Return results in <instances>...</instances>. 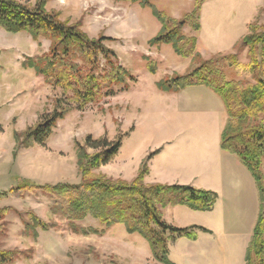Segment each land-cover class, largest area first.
I'll use <instances>...</instances> for the list:
<instances>
[{
	"label": "rangeland",
	"instance_id": "1",
	"mask_svg": "<svg viewBox=\"0 0 264 264\" xmlns=\"http://www.w3.org/2000/svg\"><path fill=\"white\" fill-rule=\"evenodd\" d=\"M193 8L194 0H152L149 8L113 0H49L48 10L60 12L63 20L82 23L90 38L114 39L106 45L116 52L121 65L137 82L129 91L106 98L98 105L71 111L57 124L45 147L28 150L17 148L16 133L53 111L56 100L64 98L63 92L48 86L43 77L23 66L26 58L47 53L50 42L37 43L28 33L12 34L0 28V194L5 195L0 197V210L12 209L0 220V249L24 251L26 256L16 264H160L148 242L138 234H129L124 225L106 227L89 217L77 225L99 233L78 235L72 232L68 220L55 214V203L50 198L41 193L23 195L11 189L23 179L40 186L80 184L76 143L84 144L89 136L116 141L132 128L130 136L123 138L115 160L99 173L132 181L143 162L165 148L166 159L160 153L152 158L154 169L147 182L157 180L159 184L174 185L182 181L179 175L187 177L186 170L178 173L167 165L172 161L175 166L193 162L197 165V157L214 149L227 112L220 97L206 87H191L179 94L160 92V81L174 74H186L192 63L178 56L170 45L151 47L149 42L162 29L154 11L178 19ZM200 15L197 51L203 58L233 53L247 64V51L235 47L248 33L249 22L264 24V0H209L203 4ZM185 33L193 34L189 28ZM145 57L157 64V73L148 70ZM242 79L252 82L249 77ZM220 137L221 134L219 140ZM171 143L174 147L167 145ZM231 157L237 161L236 168L231 169L233 173L224 163V177L197 183L198 187L215 188L220 196L218 211L208 220L197 221L211 233L198 232L199 242L184 238L178 245L171 244L169 258L173 263L245 264L260 212L261 194L250 172L236 156ZM192 170L189 167L187 171ZM28 211L54 227L47 232L40 230L36 240L26 238L22 215ZM165 220L170 223L178 219L170 213Z\"/></svg>",
	"mask_w": 264,
	"mask_h": 264
},
{
	"label": "trees",
	"instance_id": "2",
	"mask_svg": "<svg viewBox=\"0 0 264 264\" xmlns=\"http://www.w3.org/2000/svg\"><path fill=\"white\" fill-rule=\"evenodd\" d=\"M113 1L152 7V0ZM207 1L194 0L193 10L178 19L154 11L162 29L149 45H170L178 56L190 59L192 63L186 74H174L160 81L157 87L160 92L169 94H179L191 87H206L222 100L227 121L221 133V150L240 160L261 194L260 212L246 251L245 264H264V24H249L248 33L235 47L240 46L247 51V64L233 53L205 59L197 51L196 33L201 30V8ZM48 3L49 0H36L34 3L0 0L2 30L12 34L28 33L37 43L41 40L50 42L47 53L26 58L23 66L43 77L48 86L61 90L64 97L56 100L53 111L44 113L33 126L16 133L17 148L23 150L45 147L57 124L71 111H84L88 106L98 105L106 98L129 91L137 82V78L121 65L116 52L106 45L107 41L114 39L90 38L82 23L63 20L60 12L48 10ZM186 28L193 34L187 35ZM145 59L148 70L157 73V64L149 57ZM245 77L252 78V82H244L242 78ZM133 131L132 128L116 141L89 136L84 144L77 142L80 184L40 186L23 179L11 192L23 195L41 193L50 198L55 203V214L68 220L72 232L78 235L99 233L77 225L89 217L106 227L124 225L129 234H138L148 242L155 261L175 264L169 258L171 244L182 238L195 242L198 232H211L197 226H174L165 220L164 210L180 206L195 212H213L219 195L190 185L147 184L149 163L160 150L143 162L132 181L99 173L103 166L115 160L123 138ZM11 211V208L0 210V220ZM22 219L23 235L29 239L36 240L40 230L47 232L54 227L33 211L23 214ZM25 256L26 253L19 249H0V264H16Z\"/></svg>",
	"mask_w": 264,
	"mask_h": 264
},
{
	"label": "crops",
	"instance_id": "3",
	"mask_svg": "<svg viewBox=\"0 0 264 264\" xmlns=\"http://www.w3.org/2000/svg\"><path fill=\"white\" fill-rule=\"evenodd\" d=\"M251 23L252 22H249L248 26ZM225 124H226V120L224 119V124H223V126H221L222 128H219V130H218L217 142L214 145L215 146L214 149L213 150L208 149L209 151L208 152H204L203 154H201L200 158L197 157V159L199 160V161H196L197 165H195V163L193 161H192L193 162L192 164H187V165L179 164L177 166L174 165L173 161H172V163H169L168 165H167V163L163 162V166L164 167H166V165H167L168 168H171L170 170H175L178 173L180 171L186 170V172L188 173L187 177H185V174H181V175L178 174L181 177V179H182L181 182L178 181V184L182 183V185H190V186H193V187H196V188H199V189H205V190L216 192V189L213 188V187H210V186H200V187H198L197 183H199V181H201L203 179L204 180L208 179V181H209L210 178H218V179H220V178L224 177L223 176L224 163L229 165V169L230 170L236 168L237 161H235V159H233V157H231V156H234V155H231V154L223 152L221 150V147L219 149L220 141H221V137H220V140H219V134L222 133L221 131H223V129L225 127ZM167 145H173V147H174L175 144L171 143V144H167ZM166 153H167L166 149L163 148L162 152L159 154V156H161V158L163 159V157L165 156ZM175 156L177 158L178 155H175ZM172 160H175V159H172ZM154 163H155V160L153 159L151 164H150L151 167L149 166L150 167V174L147 176V178L145 180L147 184H159L157 180H153L154 182L149 180L150 182L149 183L147 182V179L153 173ZM152 164H153V167H152ZM170 164H172V166ZM189 167L193 168V170L190 171V172L187 171L189 169ZM233 171L234 170H231L230 173H233ZM123 180H126V179H123ZM126 181H131V180H126ZM219 200H220V196H219ZM219 200H218V202H219ZM218 202H217L213 212H209V213L208 212L207 213L195 212V211H192V210H190V209H188L186 207H180L179 206V207H168L167 209L164 210V216H165V219H166V215L167 214H170V213L171 214H175L176 215V219H178V220H176L177 222L172 221V222H170V224H172L174 226H177V227L187 228V227L197 226V227L206 228V227L202 226L200 224V222H197V221L198 220H204V221L208 220L209 216L215 214L216 211H218V205H219ZM198 216H202V217H198ZM200 218H202V219H200ZM206 229H208V228H206ZM208 230H210V229H208ZM200 239L201 238H200V235H199L197 242H199ZM183 240H185V239L184 238L179 239L176 242L175 245H178L181 242H184ZM191 243H193V242H191Z\"/></svg>",
	"mask_w": 264,
	"mask_h": 264
}]
</instances>
